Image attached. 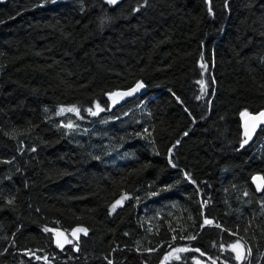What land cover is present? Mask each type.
Masks as SVG:
<instances>
[{
    "label": "trees",
    "instance_id": "trees-1",
    "mask_svg": "<svg viewBox=\"0 0 264 264\" xmlns=\"http://www.w3.org/2000/svg\"><path fill=\"white\" fill-rule=\"evenodd\" d=\"M263 108L264 0H0V264H264Z\"/></svg>",
    "mask_w": 264,
    "mask_h": 264
},
{
    "label": "snow or ice",
    "instance_id": "snow-or-ice-1",
    "mask_svg": "<svg viewBox=\"0 0 264 264\" xmlns=\"http://www.w3.org/2000/svg\"><path fill=\"white\" fill-rule=\"evenodd\" d=\"M107 2L110 3V4H115V3L117 2V0H107ZM201 67H205V65L202 64ZM198 83L201 84V92H202V94H206V87H205V85H204V82H203V81H200V82H198ZM142 87H144V85L138 83L137 87H136L135 89H133V91H138V90H139L140 88H142ZM131 94H132L131 92H129V93H124V95H131ZM112 95H117V94H116V93H113ZM200 98H201V97H197V99H200ZM114 102H115V101H114ZM97 109H98L99 111H103V110H104V109H100V108H99V105H97ZM60 111L63 112V111H65V109H61ZM67 111H77V109H75V108H70V109H67ZM88 111H89L92 115H96V114H97L96 112H92L91 109H89ZM241 115H242V116H243V115H246V113H241ZM260 117H261V118H264V112L260 113ZM261 122H264V120H261ZM67 127L71 128L72 125L69 124V125H67ZM245 135H246V136H249V138H250V133H248L247 131L245 132ZM177 143H179V142H177ZM244 143H247V140H245ZM241 146H243V145H241ZM170 152H171V149H170ZM170 163H171V161H170ZM173 166H175V165H173ZM125 198H126V197H125ZM120 203H121V201H119V200L116 201V203L112 205V210L114 211L115 208H116V206L119 205ZM204 223H205V224H211L212 221L206 219V220L204 221ZM45 231H50V229H45ZM78 233H84L85 235H87V229H86V228H76V229L73 230V236H74V237L78 238V237H77V234H78ZM58 235H62V233H58ZM189 239H194V237H189ZM65 243H71V241H67V240H66ZM57 245H58L59 247H63V245L60 243L59 240H57ZM238 247H239V244L233 245V246H232L233 251H237ZM185 250H186V249H176V251H185ZM197 251H199V250H197ZM26 254H27V253H26ZM201 255H203V253H201ZM37 259H39V257H37ZM236 259H237V260L241 259V255H240L239 253H237ZM109 264H112V262L109 261ZM213 264H215V261H213Z\"/></svg>",
    "mask_w": 264,
    "mask_h": 264
},
{
    "label": "water",
    "instance_id": "water-1",
    "mask_svg": "<svg viewBox=\"0 0 264 264\" xmlns=\"http://www.w3.org/2000/svg\"><path fill=\"white\" fill-rule=\"evenodd\" d=\"M137 87V85L135 87H133L131 89V95H128L129 98L134 97V96H138L141 95L143 93L146 92V89L144 87L140 88L138 91H133V89H135ZM125 95L122 94V97H124ZM264 112V108L261 109L260 111L256 112V113H250L247 114L242 120H241V131H242V137L244 138V141L247 140V143H244L245 145L249 144L252 142V140L255 138L258 130L260 129V127L262 125H264V122H261V120H264V118L260 117V113ZM250 133V138L249 136L245 135V132ZM253 181L255 183V185L258 188H262L263 186V181L261 180V178L259 176H254L253 177Z\"/></svg>",
    "mask_w": 264,
    "mask_h": 264
},
{
    "label": "rangeland",
    "instance_id": "rangeland-1",
    "mask_svg": "<svg viewBox=\"0 0 264 264\" xmlns=\"http://www.w3.org/2000/svg\"><path fill=\"white\" fill-rule=\"evenodd\" d=\"M117 96H118V95H110V100H111L112 103H113L114 101H115V102L117 101V99H118ZM243 116H245V115H243ZM70 235L73 236V232H72ZM57 238H58L59 241H61V240L64 239V235H63V236H57ZM57 238H56V239H57ZM236 244H239V247H238L237 251H234V253H235V256H237V253H239V254L241 255V259L238 260V261H241V260L245 257V254H246L245 245H244V243H243L241 240H236V241L230 246V249L233 250V249H232V246H233V245H236Z\"/></svg>",
    "mask_w": 264,
    "mask_h": 264
}]
</instances>
